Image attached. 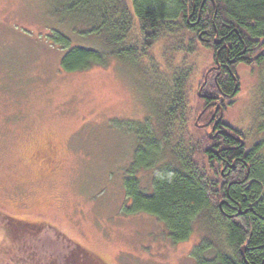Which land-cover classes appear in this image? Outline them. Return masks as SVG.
Listing matches in <instances>:
<instances>
[{"label": "rangeland", "instance_id": "obj_1", "mask_svg": "<svg viewBox=\"0 0 264 264\" xmlns=\"http://www.w3.org/2000/svg\"><path fill=\"white\" fill-rule=\"evenodd\" d=\"M69 6L0 0V264H75L77 245L105 264H196L195 248L213 236L206 225L196 222L191 238L175 244L156 217L128 212L124 181L137 145L128 123L157 121L161 70L110 57L107 66L64 71L71 47H104L92 12ZM169 46L151 52L163 69ZM238 70L240 93L227 118L253 147L264 139V65ZM142 175L149 185L152 174Z\"/></svg>", "mask_w": 264, "mask_h": 264}, {"label": "trees", "instance_id": "obj_2", "mask_svg": "<svg viewBox=\"0 0 264 264\" xmlns=\"http://www.w3.org/2000/svg\"><path fill=\"white\" fill-rule=\"evenodd\" d=\"M68 2L74 13L80 6L92 12V19L98 21L92 31L102 35L104 47L102 51L71 47L69 37L57 35L59 43L71 47L61 61L64 71L107 66L110 57L147 72L161 70L163 106L157 121L150 115L142 123H128L137 138L124 181L132 201L128 212L156 217L166 225L175 244L191 238L196 222L206 225L213 236L195 248L196 264H264L263 146L249 147V135L245 146L222 134L212 138L207 126L196 125L198 119L206 124L214 113L198 95L210 70L208 62L227 66L218 77L220 89L232 95L227 110L240 93L238 66L264 65V0ZM172 40L178 41L171 49ZM165 45H170L171 53L169 58L163 54L167 58L163 69L151 52ZM196 74L200 81L192 86ZM212 87L218 89L213 80ZM192 99L196 100L194 106ZM144 172L152 174L147 186L142 184ZM77 246L80 260L75 264H105L93 252Z\"/></svg>", "mask_w": 264, "mask_h": 264}, {"label": "flooded vegetation", "instance_id": "obj_3", "mask_svg": "<svg viewBox=\"0 0 264 264\" xmlns=\"http://www.w3.org/2000/svg\"><path fill=\"white\" fill-rule=\"evenodd\" d=\"M228 55H229V51H228ZM257 56H259V55H256V57ZM228 59H229V63H230L231 60L229 57H228ZM224 67L227 68L225 63L222 65L219 62H217V64L211 68L212 71L209 70L207 73V74H209V77L212 75V80L215 82V84H217V87H218L217 90L212 88L211 84L209 85V77L206 74L207 76L205 77V81L207 80V84L206 85L203 84L204 85L203 90H205L208 87V91L205 90L206 93H203L205 95V97L203 99L206 100L208 105L214 109V113L211 116V118L209 119V121L206 124H204L203 126L206 125L209 128V133L210 132H212V134L215 133V136H213V138L222 134V136L230 137V138L234 139L235 142L238 143L239 145L245 146L247 135H245V136L242 135V133L244 131L237 128L235 125H233V123H232L233 120L231 118H230L231 120H229V117L227 118L228 110L226 108H227L229 101L232 98V95L225 94L220 89V87L218 86V77L220 75V72L223 71ZM201 88H200V90H201ZM209 89H212L213 91H211ZM219 105H221L222 109H223V118L221 120H220L221 109L218 111V113H216V109ZM210 136H211V134H210ZM261 141L262 142H257L255 144V146L256 145L257 146H263L264 145V139H262ZM234 148H235V145H234ZM262 151L264 153V146L262 148ZM57 168H58L57 166L52 167L53 170H55Z\"/></svg>", "mask_w": 264, "mask_h": 264}, {"label": "water", "instance_id": "obj_4", "mask_svg": "<svg viewBox=\"0 0 264 264\" xmlns=\"http://www.w3.org/2000/svg\"><path fill=\"white\" fill-rule=\"evenodd\" d=\"M216 43H217V44H220V41L216 40ZM218 67H219V66H218ZM219 68H220V67H219ZM206 84H207V80L205 81L204 85H206ZM204 85L202 86V88H201V90H200V92H199V96L202 97V98L205 97V95L202 94V90H203ZM220 109H221V116H220V120H221V119L223 118V109H222V106H221V105H219V106L217 107V109H216V113H218V111H219ZM211 137L213 138V134H212V133H211ZM241 253H242L243 256H245V253H246V246L243 247V248L241 249Z\"/></svg>", "mask_w": 264, "mask_h": 264}]
</instances>
